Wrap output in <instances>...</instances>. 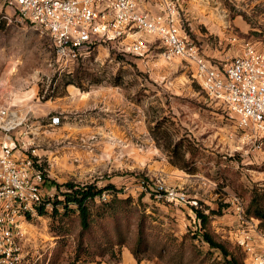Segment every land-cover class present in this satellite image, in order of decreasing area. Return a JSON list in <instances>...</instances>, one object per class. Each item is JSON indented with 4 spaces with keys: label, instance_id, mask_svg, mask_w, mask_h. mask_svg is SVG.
I'll use <instances>...</instances> for the list:
<instances>
[{
    "label": "rangeland",
    "instance_id": "obj_1",
    "mask_svg": "<svg viewBox=\"0 0 264 264\" xmlns=\"http://www.w3.org/2000/svg\"><path fill=\"white\" fill-rule=\"evenodd\" d=\"M192 3L204 14L214 11L215 21L226 11L227 20L242 15L248 30L234 23L230 27L242 41H251L253 33L263 38L264 0ZM183 18V35L203 52L205 41L214 49L215 45L224 49L225 42L218 35H208L205 24L193 27ZM12 19L0 22L2 101L33 117L37 153L42 155L51 181L46 184V197L56 193L53 181L96 183L99 187L114 183L120 198L130 197L118 212L122 229L129 232V246L136 244L135 222L142 214L153 245L149 252L141 246V256L158 264H173L172 256L182 241L186 244L184 263L226 264L219 250L195 236L200 233V222L192 206L206 213L220 210L211 216L208 229L240 254L242 264H252L247 248L259 249L264 240L260 233L264 232L258 227L259 220L244 211L253 185L264 182V130L240 126L226 108L208 96L195 77L193 63L178 56L166 60L157 44L140 55L128 49L133 37L123 44L114 41L116 45L96 40L81 57L65 62L48 32L26 17L14 14ZM147 39L154 40L153 36ZM229 45L225 58L204 54L213 64L224 66L235 56ZM70 79L76 83L69 85L78 89L74 95L67 90ZM55 115L61 120L50 125ZM168 133L171 139L187 137L199 148L196 173L171 163L172 152L165 146ZM171 190L176 196L168 195ZM106 198L112 199V192H106ZM102 201L97 197L93 207ZM58 207L55 212L52 203L45 213L22 224L24 250L36 259L32 258L33 264H82L81 259L94 258L96 255H78L79 217ZM129 217L131 227L126 224ZM116 222L107 218L94 223L93 229L100 233L103 224L113 232ZM93 234V230L85 232V242H91ZM247 236L249 245L243 244ZM105 257L107 261L119 258Z\"/></svg>",
    "mask_w": 264,
    "mask_h": 264
},
{
    "label": "built area",
    "instance_id": "obj_2",
    "mask_svg": "<svg viewBox=\"0 0 264 264\" xmlns=\"http://www.w3.org/2000/svg\"><path fill=\"white\" fill-rule=\"evenodd\" d=\"M187 0H166L157 13L142 11L138 0H0V22L13 15L30 19L48 32L57 55L74 61L101 41H126L135 54L150 51L154 44L170 60L182 57L195 65V77L208 96L226 108L240 126L264 130V50L251 41L219 67L200 46L183 35ZM184 12V13H183ZM144 32L155 37L133 35ZM0 90V264H33L24 250L23 222L52 208L46 197L49 177L37 153L33 117L2 101ZM61 118L52 117L50 125ZM168 195L176 196L173 191ZM106 199V195L104 196ZM264 239V233H260ZM260 236V237H261ZM246 237L243 244L249 243ZM252 264H264V240L259 249L247 248Z\"/></svg>",
    "mask_w": 264,
    "mask_h": 264
},
{
    "label": "trees",
    "instance_id": "obj_3",
    "mask_svg": "<svg viewBox=\"0 0 264 264\" xmlns=\"http://www.w3.org/2000/svg\"><path fill=\"white\" fill-rule=\"evenodd\" d=\"M92 48V47H91ZM71 83H76L75 80L70 79L66 82V85ZM160 126V125H159ZM172 136L170 133L166 135V139H169L165 146L170 148L171 163L180 168H184L190 173H196L198 171L197 167V154L199 152L198 147H194L191 139L187 137H182L179 140L171 139ZM50 179L47 178V182ZM52 185L56 187V193L49 200L53 203V210L58 212V205H61L65 208V214L70 215L75 213L80 220L81 226V236L79 240V251L78 255L85 253L86 255L95 256L94 258H89L82 260V264H85L89 261L97 260L98 257H103L106 254H109L111 257H118L117 254L120 253L122 247L127 246L130 248L137 260L141 261L143 257L141 246H143L145 252H149L152 248L151 241L148 237L146 231V218L141 214L136 220L137 225V240L135 245L129 246V232L122 229V225L119 219V211H122L120 207L121 203L128 202L130 197L127 199H122L119 197V189L114 183H108L103 187H99L96 183H84L79 184L74 181H67L64 183L52 182ZM161 192L166 193L162 188ZM106 192H112L113 198L108 200L104 198ZM97 197H100L103 201L97 206L93 207ZM192 209L196 213V217L200 222L199 232L195 233V236L198 237L201 241L208 244L211 249L219 250L225 258L226 264H242L240 259V254L236 253L234 249H230L227 244L218 241L213 233L208 229V224L210 218L214 214H219L220 210L211 209L210 213H206L204 210H201L199 207L193 205ZM45 210L41 211V214L45 213ZM245 215L248 217H255L259 220L258 227L264 232V182L262 184H254L250 190V200L245 206ZM107 218L117 219L113 232H110L109 228L100 224V233L94 231V223L103 221ZM127 223L130 227L133 222L129 217ZM95 233L91 236V242H85V232L92 231ZM181 248L177 249L172 256L173 264H186L184 263L185 258V242H181ZM118 246L119 249L116 250L115 247ZM195 246V245H194ZM195 248V247H192ZM154 249V248H153ZM166 248L163 247L159 251V256L164 255L163 250Z\"/></svg>",
    "mask_w": 264,
    "mask_h": 264
},
{
    "label": "crops",
    "instance_id": "obj_4",
    "mask_svg": "<svg viewBox=\"0 0 264 264\" xmlns=\"http://www.w3.org/2000/svg\"><path fill=\"white\" fill-rule=\"evenodd\" d=\"M165 1L166 0H138V4H139V8L142 11L157 13L161 10V7L165 4ZM192 2L193 0H187V3L185 4V8H184L185 13L183 12L184 16L187 17V20L191 21L190 24L193 26V24H197V23L201 24L202 22V24H205L207 26L208 35L211 36L215 35V37L218 35L220 37V42H225L224 49L220 50L219 49L220 47H217V45H215L216 48L214 49V47L210 42L206 43L205 41L204 52L207 54L210 53L213 56L215 55L218 58H225V55H223L225 51V47L230 44L229 45L230 52L235 55L239 54L243 49V42H244L242 41L243 37H240V39H238L237 34L234 33L232 29H230V27L232 26V23H234L240 26L243 29V31H247L249 27L247 26V23L245 22V19L242 17V15H237L235 16L234 19L227 20L228 16H226L227 15L226 14L227 11H226L223 16H220L218 21H215L214 11H211V13H209L208 15L204 14L201 12V9L195 7V5ZM201 5H204V3H201ZM140 33L141 32H137L133 36L138 37L143 34ZM142 36L148 38V36L152 37L153 35L144 34ZM153 39H155L154 36ZM249 39L257 46V48L264 50V44H263L264 34L262 38L261 36H259V34L253 33L252 37H250ZM151 41L154 42V40ZM112 43L116 45V42H112ZM118 43L123 44L124 42L120 41ZM205 46L207 47V49L205 48ZM219 67L222 66L219 65ZM67 90L69 91V93L74 95L77 93L78 89L74 85H69L67 87ZM117 256L119 257L117 260L107 261V257H105L104 259L98 257L97 260L89 261L85 264H158L155 261H150L145 259H142L141 261L137 260L134 254L132 253V251L130 250V248L127 246H124L121 252L117 254Z\"/></svg>",
    "mask_w": 264,
    "mask_h": 264
}]
</instances>
